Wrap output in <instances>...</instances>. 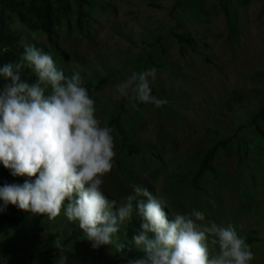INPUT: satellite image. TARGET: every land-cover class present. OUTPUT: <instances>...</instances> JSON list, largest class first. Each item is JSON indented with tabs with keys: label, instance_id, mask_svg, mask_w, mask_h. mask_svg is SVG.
Returning <instances> with one entry per match:
<instances>
[{
	"label": "rangeland",
	"instance_id": "rangeland-1",
	"mask_svg": "<svg viewBox=\"0 0 264 264\" xmlns=\"http://www.w3.org/2000/svg\"><path fill=\"white\" fill-rule=\"evenodd\" d=\"M15 2L24 3L30 21L0 5L8 31L18 34L23 46L35 44L49 53L66 75L79 72L96 101L97 117L113 128L117 155L105 177V194L119 202L136 185L165 199L169 213L197 209L207 221L232 224L249 245L254 237L252 264H264V137L257 130L264 132L258 119L264 108V0H87L83 18L78 0H52L58 21L52 41L35 15L41 0ZM151 67L158 69L152 93L167 104L156 109L117 95V84ZM118 128L141 153L130 155L122 147ZM220 143L214 172L206 171L194 185L204 157ZM11 181L0 177V184ZM26 216L15 228L0 220L1 264L30 257L31 264H60L62 254L64 264L116 259L120 232L111 246L94 248L85 234L63 246L81 230L78 224L62 214L48 232L37 233L38 215ZM48 233L58 237L48 240ZM55 241L63 253L45 262L53 261L44 252L56 248ZM125 256L121 264H128Z\"/></svg>",
	"mask_w": 264,
	"mask_h": 264
},
{
	"label": "clouds",
	"instance_id": "clouds-1",
	"mask_svg": "<svg viewBox=\"0 0 264 264\" xmlns=\"http://www.w3.org/2000/svg\"><path fill=\"white\" fill-rule=\"evenodd\" d=\"M23 47L18 62L0 66V165L28 179L0 186V211L11 204L50 221L63 214L94 248L111 246L137 215L133 243L143 255L128 264H252V248L232 224L207 221L197 209L169 213L165 199L136 185L121 201L110 199L103 185L117 155L113 128L97 117L79 72L68 76L49 53ZM25 68L35 82L22 79ZM157 76L155 67L133 71L116 93L160 109L167 100L152 93ZM54 246L63 253L60 241ZM65 260L62 254L60 264Z\"/></svg>",
	"mask_w": 264,
	"mask_h": 264
},
{
	"label": "trees",
	"instance_id": "trees-1",
	"mask_svg": "<svg viewBox=\"0 0 264 264\" xmlns=\"http://www.w3.org/2000/svg\"><path fill=\"white\" fill-rule=\"evenodd\" d=\"M16 0H0V5L3 9H9L19 15L21 20L25 23L30 21L28 17H26L23 13L24 3H16ZM58 3L61 0H56ZM41 10L35 12L36 17L38 18V24L41 25V28L49 35L50 41H52L54 36V27L58 22L56 17H54L52 11V0H41ZM87 0H78V14L80 18L84 17V8L87 5ZM227 17L229 16V12L226 10ZM39 25V26H40ZM38 26V27H39ZM228 26L231 30H234L232 22L228 21ZM233 37L231 36V39ZM180 42L184 43L187 42L183 38H180ZM24 47L20 43V36L16 33H10L8 31L6 19L3 15H0V66H3L9 62H18L21 55L23 54ZM22 79L33 83L36 81V76L34 73H31L29 69L25 68L22 72ZM4 81L0 79V86H2ZM105 84L104 80L101 81L96 87H93L92 91H98L103 85ZM262 119L264 121V108L262 109L261 113L258 116V119ZM118 118L111 122V125H117ZM118 130L122 136V147L127 149L130 155L139 154L142 152L141 148L137 145L131 143L129 136L126 132L120 128ZM258 132L264 137V132L261 128H257ZM221 143L214 147L211 151L207 153L204 157L203 161L201 162L200 169L196 176L193 179V184L196 185L197 181L202 178L203 174L206 171L214 172V168L212 166V162L215 159L216 153L218 148L220 147ZM225 146V145H223ZM0 177L5 182L14 183L16 180L25 181L28 179L27 177H13L8 169H5L2 165H0ZM3 186V184H0ZM167 210V209H166ZM23 210L18 209L16 206L9 204L6 209L0 212V220L3 224L9 225L10 228L21 227L25 221L27 220V214ZM140 223L141 220L139 216L134 215V218L131 222L125 224V228L120 231V234L117 236V243H116V253H115V260L109 264H121L123 262V258H120L122 255H126V258L134 259L137 256H142L143 253L135 252L134 248L135 245L133 243V236L140 230ZM51 226V221L47 219V217L38 216L35 222V229L37 233H46L49 231ZM58 235L53 233H48V240H55ZM84 233L83 231L77 229L72 232L68 239H66L63 243V246H68L74 242H78L79 240L83 239ZM250 245L255 242L254 237H250L249 239ZM123 245V247H121ZM60 249L57 248H49L47 251L44 252L45 256H49L53 261L49 262L50 260H46L45 262L53 263L57 258ZM33 261V257H30L27 261L18 264H31ZM1 264V263H0ZM13 264V263H8ZM74 264V263H73Z\"/></svg>",
	"mask_w": 264,
	"mask_h": 264
}]
</instances>
